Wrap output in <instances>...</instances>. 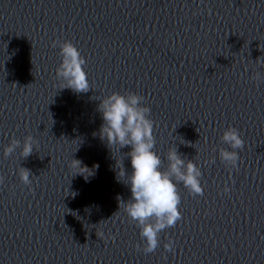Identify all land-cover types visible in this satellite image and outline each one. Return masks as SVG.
<instances>
[{
	"label": "water",
	"instance_id": "1",
	"mask_svg": "<svg viewBox=\"0 0 264 264\" xmlns=\"http://www.w3.org/2000/svg\"><path fill=\"white\" fill-rule=\"evenodd\" d=\"M53 40L85 58L87 93L60 89ZM260 60L264 0H0V264H264ZM113 92L145 98L161 170L176 146L202 173V196L177 184L182 218L147 255L135 247L140 229L118 211V197L131 194L115 160L130 173L121 154L130 147L111 153L98 135V100ZM229 126L244 140L237 169L219 158ZM28 135L37 142L29 157L20 148L4 157L12 138L22 147ZM72 159L92 174L74 175L90 172ZM169 238L174 254L163 249Z\"/></svg>",
	"mask_w": 264,
	"mask_h": 264
},
{
	"label": "clouds",
	"instance_id": "2",
	"mask_svg": "<svg viewBox=\"0 0 264 264\" xmlns=\"http://www.w3.org/2000/svg\"><path fill=\"white\" fill-rule=\"evenodd\" d=\"M51 47L59 48L58 55L61 62L56 68V76L62 81L60 89L67 88L74 93H87L91 87L87 73L84 71L86 60L79 50L70 41L53 40ZM259 63L261 67H264V61L260 60ZM251 79L259 83L262 80V74L257 71ZM144 99L143 96L131 92L124 95L113 92L98 100L97 111L101 114L103 121L98 135L101 140H106L111 153L114 146L119 151L126 146L130 147L127 153L120 152L123 158L128 157L130 160V173L126 172L123 159L119 161V164L115 160L117 176L129 187L131 194L127 201L118 197V211L122 208L130 221L135 222L140 229L144 245L142 248L139 244L135 247L147 255L154 253L160 247L159 234L175 226L176 222L182 218L179 211L181 197L177 184H182L193 196H202L204 188L201 185L200 168L187 157L182 158L176 146L168 150L167 167L161 170L163 162L160 155L154 151L156 143L153 135L154 121L149 118L151 110L144 105ZM220 140L228 146L227 149L224 147L218 149L221 162L237 169L240 156L236 150H244L241 133L238 129L229 126L223 130ZM36 143L34 138L28 135L23 139L21 147V141L12 138L4 147L3 155L7 158L20 148V156L27 158L33 153ZM181 143L191 147L195 145L183 139ZM214 162L212 158L205 163ZM69 166L73 169L89 171L88 175H85L83 171L74 174L83 175L85 179L92 174L91 170L82 166L79 160L72 159ZM94 167L98 168V165ZM18 175L24 185L28 186L32 183L30 176L33 175L29 169L19 167ZM3 182L4 177L0 176V184ZM229 191V187L225 186L223 192L227 194ZM163 249L165 252L174 254V242L171 238L163 243Z\"/></svg>",
	"mask_w": 264,
	"mask_h": 264
}]
</instances>
